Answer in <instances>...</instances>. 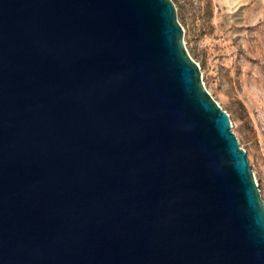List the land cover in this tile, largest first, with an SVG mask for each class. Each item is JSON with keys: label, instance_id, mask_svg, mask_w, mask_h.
Instances as JSON below:
<instances>
[{"label": "water", "instance_id": "1", "mask_svg": "<svg viewBox=\"0 0 264 264\" xmlns=\"http://www.w3.org/2000/svg\"><path fill=\"white\" fill-rule=\"evenodd\" d=\"M0 264H264L173 0H0Z\"/></svg>", "mask_w": 264, "mask_h": 264}, {"label": "rangeland", "instance_id": "2", "mask_svg": "<svg viewBox=\"0 0 264 264\" xmlns=\"http://www.w3.org/2000/svg\"><path fill=\"white\" fill-rule=\"evenodd\" d=\"M173 1L186 48L230 115L264 200V0Z\"/></svg>", "mask_w": 264, "mask_h": 264}, {"label": "bare ground", "instance_id": "3", "mask_svg": "<svg viewBox=\"0 0 264 264\" xmlns=\"http://www.w3.org/2000/svg\"><path fill=\"white\" fill-rule=\"evenodd\" d=\"M204 74H203V79H206L207 77H208V74L207 73H205V72H203Z\"/></svg>", "mask_w": 264, "mask_h": 264}]
</instances>
